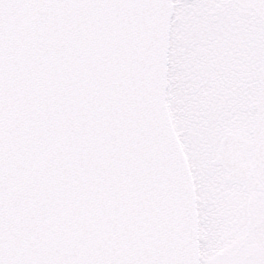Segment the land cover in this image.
<instances>
[{
	"label": "snow or ice",
	"instance_id": "6c2138e0",
	"mask_svg": "<svg viewBox=\"0 0 264 264\" xmlns=\"http://www.w3.org/2000/svg\"><path fill=\"white\" fill-rule=\"evenodd\" d=\"M0 264H264V0H0Z\"/></svg>",
	"mask_w": 264,
	"mask_h": 264
}]
</instances>
